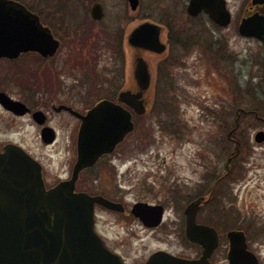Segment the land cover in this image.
Returning <instances> with one entry per match:
<instances>
[{
    "label": "rangeland",
    "instance_id": "374dc122",
    "mask_svg": "<svg viewBox=\"0 0 264 264\" xmlns=\"http://www.w3.org/2000/svg\"><path fill=\"white\" fill-rule=\"evenodd\" d=\"M22 1L30 8L41 10L44 22L53 23L64 39V57L61 56L59 61L68 59L69 65L63 69L70 74L66 73L67 80L61 83L68 90L66 85L76 84L74 75H71L76 71L71 67L81 58L91 59L90 55H94L95 36L75 33V30L81 31L89 20L77 3L74 5L67 1L65 11L58 12L60 1L64 0ZM144 1L153 4L156 0ZM249 1L228 0L233 16L228 27H218L207 17L191 19L186 9L188 0L156 1L162 11L154 17L173 18V22L181 25V34L172 35L171 47L163 54H144L153 75L145 96L147 111L143 116H135V131L108 159L86 173L87 180L84 181L91 195L104 193L125 205V213L98 206L96 220L97 229L107 244L123 255L127 264H141L158 249L181 256L195 254L197 248L183 238L184 208L197 192L208 187L211 173L222 165L223 150L219 142L225 138L226 132L221 124L224 120L234 124L238 108L258 110L264 117V45L257 39L242 36L238 30V17ZM167 39L165 32L162 40ZM101 44L99 60L94 64L98 73L95 77L107 74L115 77L118 71L111 44L104 37ZM125 51L129 66L123 88L136 90L131 69L132 51L128 48ZM41 65L42 61L33 55L24 56L16 63L0 62V88L7 85L8 91L34 100L35 93L47 91L50 82L46 76L40 82L33 81L35 69ZM17 66L21 74L14 70ZM59 66L56 65L58 69ZM85 86L76 87L71 94L74 96ZM61 96L65 97V94ZM96 98L97 95H89L82 101L86 104L76 102V108L82 110ZM243 115L244 125H249L245 130L252 136V147L246 149L249 152L245 155L253 158L247 165L250 183L235 191L230 186L223 205L229 209L230 218L226 223L229 229L243 227L237 220L247 214L246 222L256 232L258 226L264 225V141L256 144L255 136L258 130H264V121L251 125L253 117ZM31 124L25 118L13 120L0 109V142L19 141L41 152L54 175L49 180V185H53L55 175L68 170L74 122L61 119L58 144L44 149L40 145L38 131ZM54 125L58 123L55 121ZM137 202L165 206L164 222L158 229L145 227L130 213ZM251 243L264 263V236ZM217 256L223 264L224 248L218 251Z\"/></svg>",
    "mask_w": 264,
    "mask_h": 264
},
{
    "label": "water",
    "instance_id": "95a60500",
    "mask_svg": "<svg viewBox=\"0 0 264 264\" xmlns=\"http://www.w3.org/2000/svg\"><path fill=\"white\" fill-rule=\"evenodd\" d=\"M252 4L264 6V0ZM206 12L226 27L232 21L226 0H191L188 12L197 16ZM94 17L100 13L94 10ZM162 27L152 22L137 26L129 36V43L137 50L163 54L167 45L161 40ZM239 32L247 38L264 40V9L242 19ZM56 40L39 17L13 0H0V57H18L22 52L37 51L48 55L57 50ZM137 90H125L118 102L102 100L87 115H78L82 124L78 136V158L70 180L47 189L41 165L24 149L10 144L0 152V264H125L123 258L111 250L96 230L95 206L124 212L122 203L104 196L76 192V182L85 168L93 166L103 155L111 154L135 128L134 116L147 111L146 93L152 84L149 62L138 52L134 65ZM0 101L18 113H25V105L0 94ZM47 135L52 133L46 129ZM53 136L48 141H53ZM257 141H264L260 132ZM204 198L188 205L186 236L193 243L204 246L199 259H185L166 251L154 253L145 264H212L210 256L219 243L216 229L198 225L196 214ZM132 214L146 226L161 224L164 207L138 202ZM230 264H258L247 251L243 233L232 231Z\"/></svg>",
    "mask_w": 264,
    "mask_h": 264
},
{
    "label": "flooded vegetation",
    "instance_id": "af4514ba",
    "mask_svg": "<svg viewBox=\"0 0 264 264\" xmlns=\"http://www.w3.org/2000/svg\"><path fill=\"white\" fill-rule=\"evenodd\" d=\"M26 7L27 10L34 13L36 16L39 17L42 24L46 27H48L53 34V36L59 41V46L57 50L53 53H49L48 55H43L40 52L37 51H30V52H24L21 53L18 57L15 58H9V57H0V62L4 63H16L20 59H22L24 56L27 55H33V57H36L38 60L42 61V65L39 69H35V79L33 81H42L43 78H47V81L50 80L48 83V90L43 92H36L35 93V99L34 100H27V98H24L23 94H15L6 89L7 85H4L5 88L2 86L0 88V94H5L7 97H10V99L14 102L22 103L26 106V112L25 113H18L16 110L8 108L4 103L0 101V109L1 111L8 115L13 120H21L23 118L27 119L30 123H32V127L36 128L38 131V137L41 147L44 149L46 147H53L59 142L60 138V120L66 119L71 120V122H74V128L72 131L71 138L73 139V149L70 157V161L68 162V170L66 173H61L59 175H55V183L53 185H49V180L53 179L50 169L44 162L42 156L40 155L41 152H38L35 149H32L29 146H26L24 143L19 141H6V142H0V152L6 147V145L9 144H15L23 149H25L28 153H30L36 160L39 161V163L42 165L43 168V176L46 182L47 187H52L59 183L62 180H68L73 176L75 164L77 162V141H78V133L82 124V119L78 115H86L93 107H95L100 101L102 100H111L114 102H117L119 99V95L121 91L125 90H133V88H123L124 82L126 80V72L128 69L129 64L126 63V51L125 49L128 48L130 51H132V58H131V69H132V78L133 82L135 81L134 77V65H135V59L138 52H140L143 56L146 53H152L147 50H137L133 45L129 43V36L134 31V29L144 23V22H153L155 24H158L162 27L161 36L167 32L168 39L164 40V42L167 45V48L170 49L172 40V35L181 34V25L177 24L176 22H173V18H168L165 16L164 18L161 16L159 18L158 16L154 17V14L157 12H161V7L157 4V0L154 1L153 4H147L144 0H64L60 1V4L58 6V12L65 11L67 6V1L73 3L74 5L79 4L81 7V10L84 12V17L87 19V21L94 22L92 24H89V21L86 23L85 27L79 31L75 30L76 34L85 36V34H89L90 37L95 36L96 43L94 44V49L92 48L93 54L90 55L91 59H80L81 61L79 63L74 64L73 67H71L76 72L71 74L74 77V83L73 85H66L68 90H66L65 86L62 84L67 80V74L69 73L66 68L69 63L68 59H64L61 62L59 61V58L63 56V46L64 45V39L60 36L59 32L57 31V27L53 23L46 24L44 22L43 14L41 10L30 8L27 4H25L22 0H14ZM253 0H250L247 6L240 12L241 16L239 24L242 21V19L246 16L253 15L261 10V8L264 9V6L254 5L252 4ZM191 0H188L187 2V13H188V7ZM77 3V4H76ZM227 8L232 14V11L229 7V2L226 0ZM97 9L99 14L97 18L94 17V10ZM191 19L197 20V18L201 17H207L209 20L210 17L206 13H200L197 16H191ZM238 16V15H237ZM212 21V20H211ZM233 21V16H232ZM120 25H117L119 24ZM124 22H126L124 24ZM137 22V24H135ZM173 22V23H172ZM213 22V21H212ZM117 23V24H116ZM215 25L219 27L218 24L213 22ZM232 23V22H231ZM117 25V26H116ZM231 25V24H230ZM83 33V34H82ZM103 37L110 42V46L112 47V52L114 53L115 57V66H117L116 70L118 71L116 73L115 77H109L108 74L105 76H98L95 77L97 73V70L94 68V64H97V59L99 58V53L102 49L101 41H103ZM264 45V40H258ZM110 50V51H111ZM119 52V55H118ZM155 54V53H153ZM121 56V59L119 58ZM145 57V56H144ZM74 60H76V57H72ZM94 59V61H93ZM99 60V59H98ZM78 62V61H77ZM68 63V64H67ZM56 65H60L56 67ZM151 65V64H150ZM9 66V65H8ZM70 68V67H69ZM16 73L18 72L21 74V69L17 66V68H14ZM120 71V73H119ZM119 75V76H118ZM109 78H108V77ZM52 81V82H51ZM62 83V84H61ZM86 85L84 89H82L80 92L75 94L74 96L71 94V92L76 88H81V86ZM63 87V88H62ZM77 89V90H78ZM66 92L64 93V91ZM96 92V93H95ZM95 93V94H94ZM56 94V95H54ZM65 94V97H62L61 95ZM71 94V95H70ZM96 96L97 100L95 102L91 103V105L85 106L82 110H79L77 106V103L85 105L86 103L82 102L85 97L88 96ZM40 97V98H39ZM40 101L39 103L37 101ZM77 102V103H76ZM82 102V103H81ZM78 114V115H77ZM243 114H247V116L253 117V121L251 125L255 123H263L264 117L260 116V111L258 110H246L243 108H238L236 110V116H235V123L231 124L232 122L228 120H224V122L221 124V127L225 130L226 135L225 138L219 144H221L222 147V165L217 168L215 172H212L208 187L206 189L200 190V192H197L195 198H193L184 208V218H183V238L187 241L188 238L186 236V215L185 210L188 207L190 203L193 201H196L197 199L204 198V200L201 202L199 209L196 214V223L198 225H204L211 228H214L217 230L219 235V243L216 247V249L213 251V253L210 256V262L212 264H221L220 260L217 258V253L221 248H224V258H223V264H230V251H231V240L229 238V233L232 231L235 232H241L244 234L246 239V245H247V251L250 252L258 261V264H264L262 261V257L260 254H257L252 249V240L257 241L261 237L264 236V225L261 227L258 226V230L255 232L252 231V225L250 223L246 222V217L241 216L242 218L237 220V223H241L244 226L243 227H235L233 229H229L230 227H227V221L230 218L229 209L224 207V201H225V193L227 190L235 189L239 190L242 186L246 187L248 183H250L249 180V168L247 165L249 164V161H251L253 158H248V156H245L246 153L248 154L249 150L252 147V136L251 134L245 130L246 126L244 125L245 121H243ZM57 122L58 125H54V122ZM240 122H243L240 124ZM46 129H51L52 133L50 135H47ZM260 131L264 130H258L255 136V143L261 144L257 141V134ZM53 136V141H48V138ZM75 145V146H74ZM112 155V154H111ZM110 155H105L99 159V161L86 169H84L80 173V178L77 181L76 189L77 191L87 192L91 194V190L87 188V186L84 184V181L87 179L86 173L90 172L94 168L98 167L102 161L108 159ZM67 168V167H66ZM65 170V169H63ZM252 179V177H250ZM250 179V180H251ZM248 181V182H247ZM241 183L242 184H237ZM110 183H112V179L110 180ZM237 185H239V188H236ZM96 195H102L105 196L104 193H96ZM107 197V196H105ZM228 197V196H227ZM113 200V199H112ZM115 201V200H114ZM97 205L96 209L98 208ZM164 206V205H163ZM165 208V206H164ZM235 208V207H234ZM166 211V210H165ZM125 213V212H122ZM131 213V211H130ZM206 214V216H204ZM203 216V217H202ZM216 219H218V222H216ZM164 222V221H163ZM143 223V222H142ZM227 223V224H226ZM163 224V223H162ZM161 224V225H162ZM144 225V223H143ZM161 225L156 227H149L144 225L147 228H155L158 229ZM192 245H194L197 248V251L195 254L191 256H181L178 254H174L166 249H158L154 252H152L148 258L155 252L158 251H167L175 256L186 258V259H199L204 252V246L199 243H193L189 241ZM123 256V255H122ZM124 258V256H123ZM148 258L143 261L141 264H145ZM125 262L126 259L124 258ZM127 264V263H126Z\"/></svg>",
    "mask_w": 264,
    "mask_h": 264
},
{
    "label": "trees",
    "instance_id": "16d2710c",
    "mask_svg": "<svg viewBox=\"0 0 264 264\" xmlns=\"http://www.w3.org/2000/svg\"><path fill=\"white\" fill-rule=\"evenodd\" d=\"M163 109V108H162Z\"/></svg>",
    "mask_w": 264,
    "mask_h": 264
}]
</instances>
